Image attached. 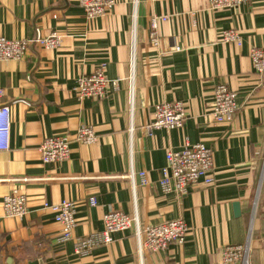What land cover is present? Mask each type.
<instances>
[{"label":"crops","instance_id":"crops-1","mask_svg":"<svg viewBox=\"0 0 264 264\" xmlns=\"http://www.w3.org/2000/svg\"><path fill=\"white\" fill-rule=\"evenodd\" d=\"M152 15L167 16L157 50L149 43ZM231 28L240 44L221 41ZM55 32L56 49L31 43L21 60L0 61V105L10 107L8 147L0 151V264H223V247L246 242L248 264H264V72L257 74L249 58L252 47L264 48V0L213 11L206 0H114L108 14L90 20L78 0H0L2 36ZM100 62L117 87L101 100L77 99L76 77ZM218 84L238 97L230 123L212 121ZM172 101L185 103L181 128L149 132L154 105ZM82 125L95 132L94 143L76 139ZM46 135L67 137L66 160L41 162L37 149ZM185 142L213 150L214 185L164 191L166 151ZM13 190L27 198L22 218L2 208ZM61 200L76 208L65 241L42 207ZM111 210L132 218V227L76 253L75 239L100 232ZM170 219L185 221L183 244L141 250L136 227Z\"/></svg>","mask_w":264,"mask_h":264},{"label":"built area","instance_id":"built-area-1","mask_svg":"<svg viewBox=\"0 0 264 264\" xmlns=\"http://www.w3.org/2000/svg\"><path fill=\"white\" fill-rule=\"evenodd\" d=\"M160 1V0H159ZM168 1V0H165ZM246 0H206L210 10H221L238 8ZM85 17L96 19L111 11L114 0H78ZM167 16L152 15L149 19V43L156 50L160 47L159 24L166 20ZM221 41L225 43L239 42V34L236 29L223 30L220 33ZM61 42V36L57 32L46 36H40L27 40L8 39L0 34V61L21 60L29 51V45L40 46L47 49H56ZM253 70L259 74L264 72V48L252 47L249 52ZM74 96L77 99L101 100L118 85L117 79H109L106 76V64L99 65L89 75H79L75 79ZM3 89L0 87V97ZM212 105L210 114L215 123H230L234 112L238 107L235 90L225 84H218L212 92ZM186 108L183 101H172L157 103L153 107L152 120L148 123L147 129H174L181 128L186 117ZM10 107L8 104L0 105V151L8 147V134L10 125ZM76 139L81 143L91 144L97 140V135L90 126L82 125L76 131ZM69 142L66 136L46 135L41 140L37 149L41 162L57 164L66 160L69 153ZM213 150L206 147L203 142H185L178 149L168 148L166 151V164L162 169V177L159 181L164 191L174 189L183 194L188 187L205 184L212 186L213 183ZM141 182H147L145 172H139ZM90 205L95 204V199L89 197ZM42 207L49 208L53 213V219L61 226L59 240L65 241L72 238L75 223V206L73 202L61 200L59 203L42 202ZM2 208L6 216L22 218L26 215V195L13 190L7 193L2 199ZM103 228L96 234L75 239V252L84 254L98 242L110 244L112 234L116 231L126 230L132 227V218L119 210L105 212L102 216ZM188 227L185 221L170 219L162 223L149 224L143 228L136 227L135 233L139 239L141 250L147 252H159L167 248L171 243L183 244ZM221 260L223 264H248L249 243L238 245H226L221 249Z\"/></svg>","mask_w":264,"mask_h":264}]
</instances>
